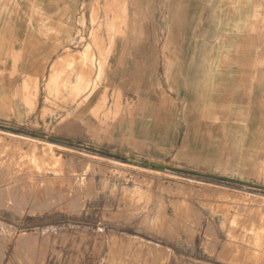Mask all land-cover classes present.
<instances>
[{
  "label": "rangeland",
  "instance_id": "rangeland-1",
  "mask_svg": "<svg viewBox=\"0 0 264 264\" xmlns=\"http://www.w3.org/2000/svg\"><path fill=\"white\" fill-rule=\"evenodd\" d=\"M108 4L103 15L99 3L89 12L84 5L79 8L74 31L32 32L27 29L32 16L21 13L20 0H0V42L11 44L0 45V70L6 67L19 74L28 52L32 61L43 62L41 78L24 79L29 87L35 82L38 100L20 95L12 100L2 98L13 120L1 121L19 127L0 126V264H168L170 250L159 246L161 243H169L177 253L184 246L197 247L200 264H207L204 259L211 264H264V190L158 170L143 163L149 154L141 145L135 154L123 158L104 149L100 130L106 133V125L122 120L130 130L135 124V129L147 135L151 117L163 118L164 112L154 109L147 92L122 96L116 89L110 90L102 108L94 112L95 119L87 120L93 121L96 136L85 137L86 118L77 110L79 102L102 83H118L107 73L115 70L118 40L130 39L143 53L148 50V15L119 14L121 0ZM132 22L134 28L128 25ZM226 33L222 32L224 41L231 38ZM255 33L264 39V31ZM31 35H39L38 45L21 46ZM86 45V51L80 53ZM70 54L78 56L71 59ZM213 96L210 91L209 110L216 106ZM21 97L28 108L25 117L16 111L21 101L13 100ZM110 106L114 109H106ZM71 122L79 124L76 142L59 135L68 131ZM5 131L64 147H57L55 159L34 150L31 142L21 141L19 150L9 145L11 137ZM243 161L237 166L242 177ZM120 164L122 171L117 172L115 165ZM262 171L264 163L258 168V180ZM20 233L30 235V244L19 252L15 246Z\"/></svg>",
  "mask_w": 264,
  "mask_h": 264
},
{
  "label": "crops",
  "instance_id": "crops-1",
  "mask_svg": "<svg viewBox=\"0 0 264 264\" xmlns=\"http://www.w3.org/2000/svg\"><path fill=\"white\" fill-rule=\"evenodd\" d=\"M95 3H99L101 15L108 12L109 0H20V7L22 14L26 11L32 16L27 28L32 32H71L77 29L75 16L79 8L84 5L89 12ZM118 8L119 14L148 15V50L143 53L134 43L130 44V39L118 40L115 70L107 72L118 83H102L84 97L88 99L83 108L77 109L82 114L84 110L91 113L82 115L86 118L85 137L96 136L98 130L94 131L93 121L87 120L95 119L94 112L102 108L112 90L122 96L147 92L154 109L164 112L163 118L151 117L147 135L142 129H135V124L130 130L122 120L106 125V133L100 130L106 151L123 158L128 153L135 154L141 145L149 154L145 165L264 190V171L261 180L257 178L258 168L264 163V39L255 33L264 31V0H121ZM128 25L134 28L135 22ZM112 26H117L115 21ZM222 32L231 38L224 42ZM25 39L28 43L22 42L21 46L32 47L38 45L39 35ZM87 45L80 53L86 51ZM128 48L132 49L128 52ZM29 56V52L24 56L19 74L6 67L0 70V126L19 127L1 121L13 120L3 105L4 98L20 95L33 102L38 100L35 82L29 87L24 79L41 78L43 62H34ZM77 56L68 55L71 59ZM210 91L216 102L211 110ZM22 97L13 100L17 103ZM16 111L25 117L28 108L21 101ZM77 125L71 122L68 131L59 135L76 142ZM241 160L243 177L237 170ZM159 246L170 250L168 264L201 262L197 247L184 246L177 253L169 243ZM204 260L211 264L209 259Z\"/></svg>",
  "mask_w": 264,
  "mask_h": 264
},
{
  "label": "bare ground",
  "instance_id": "bare-ground-1",
  "mask_svg": "<svg viewBox=\"0 0 264 264\" xmlns=\"http://www.w3.org/2000/svg\"><path fill=\"white\" fill-rule=\"evenodd\" d=\"M243 13L245 14V12L243 11ZM225 42V41H224ZM103 73V72H102ZM94 81V80H93ZM76 96V95H75ZM76 98V97H75ZM72 99V98H71ZM88 99V97L87 98H84L83 100H81V102H80V104H79V107H82V106H84V104H85V102H86V100ZM74 101V100H73ZM98 107V106H97ZM96 107V108H97ZM96 112V111H95ZM83 114L84 115H88L89 116V114H91L89 111H87V110H84L83 111ZM94 115H95V113H94ZM114 115V114H113ZM120 115V114H119ZM98 117H99V115H98ZM103 117V116H102ZM108 118V117H107ZM68 119V118H67ZM67 119H65V120H67ZM70 119V118H69ZM170 119V118H169ZM64 120V121H65ZM167 120V119H166ZM175 121V120H174ZM173 121V122H174ZM67 130V129H66ZM214 130V129H213ZM220 131V130H219ZM5 133H7L8 135H10V137H11V143L9 144V145H12L13 147H15V148H18L19 150H20V148H21V141H27V142H31V143H34V150H41L42 152H43V155L44 156H49V158H56V154H55V152L57 151V150H60V149H57V147L59 146H63V145H61V144H58V143H56V142H53V141H51V140H47V139H39V138H36V137H33V136H28V135H23V134H18V133H14V132H10V131H5ZM2 138V137H1ZM24 144V143H23ZM26 144V143H25ZM30 144V143H29ZM64 147V146H63ZM14 149V148H13ZM61 149H63V148H61ZM179 149V148H178ZM177 149V150H178ZM10 150V149H9ZM28 150V149H27ZM26 150V151H27ZM64 150V149H63ZM67 150V149H66ZM70 150V149H69ZM184 150V149H183ZM7 151V150H6ZM38 151V152H39ZM21 152V151H20ZM62 152V151H61ZM71 152V151H70ZM184 152V151H183ZM17 153V152H16ZM64 153V152H63ZM181 153V152H180ZM188 153V152H187ZM32 154V153H31ZM39 155H41L40 153H38ZM70 154V153H69ZM75 155V154H74ZM77 155V154H76ZM95 155V154H94ZM184 155V154H183ZM7 156V155H6ZM10 156V155H9ZM22 155H20V157H21ZM32 156V155H31ZM38 156V155H37ZM73 156V155H72ZM80 156V155H79ZM88 156H90V155H88ZM197 156V155H196ZM2 157V156H1ZM0 157V158H1ZM8 157V156H7ZM15 157V156H14ZM78 157V156H77ZM81 157H83V156H81ZM96 157V156H95ZM101 157V156H100ZM10 158V157H9ZM60 158V157H59ZM80 158V157H79ZM86 158H88V157H86ZM93 158V157H92ZM6 159V158H5ZM90 159H91V157H90ZM95 159H97V158H95ZM10 160V159H9ZM23 160V159H22ZM59 161H60V159H58ZM68 161H70L69 159H67ZM94 160V159H93ZM93 160H90V161H93ZM98 160V159H97ZM101 160H102V158H101ZM153 160V159H152ZM7 161V160H6ZM24 161V160H23ZM28 161H30L29 159H28ZM27 161V162H28ZM31 161H32V159H31ZM89 161V160H88ZM116 161V160H115ZM26 162V161H25ZM46 162V161H45ZM102 162V161H101ZM101 162H99L100 164H101ZM112 162V161H111ZM119 162H120V160H119ZM2 163V162H1ZM7 163V162H6ZM21 163V162H20ZM32 163V162H31ZM93 163V162H92ZM98 163V162H97ZM115 163V162H114ZM123 163V162H122ZM130 163V162H129ZM3 164V163H2ZM8 164V163H7ZM22 164V163H21ZM29 164V163H28ZM36 164V163H35ZM70 164V163H69ZM115 164H118V163H115ZM15 165V164H14ZM95 165V164H94ZM98 165V164H97ZM12 166V165H11ZM10 166V167H11ZM22 166V165H21ZM31 166V165H30ZM69 166V165H68ZM117 168H116V171H117V169H120V168H122L123 167V164L121 165H115ZM135 166V165H134ZM137 166V165H136ZM175 166V165H174ZM1 167V166H0ZM3 167V166H2ZM129 167V166H128ZM138 167V166H137ZM9 168V167H8ZM18 168V167H17ZM25 168V167H24ZM86 168V167H85ZM126 168V167H125ZM131 168V167H130ZM146 168V167H145ZM82 169V168H81ZM149 169V168H148ZM10 170H11V168H10ZM32 170V169H31ZM121 171H122V169H120ZM129 170V169H128ZM133 170V169H132ZM134 170H135V168H134ZM139 170V169H138ZM141 170V169H140ZM154 170V169H153ZM8 171V170H7ZM20 171V170H19ZM56 171V170H55ZM61 171V170H60ZM125 171H127V169L125 170ZM143 171H144V169H143ZM145 171H147V170H145ZM151 171V170H150ZM150 171H148V174H149V172ZM158 171V170H157ZM30 172V171H29ZM118 172V171H117ZM123 172H124V170H123ZM165 172V171H164ZM11 173V172H10ZM64 173V172H63ZM74 173V172H73ZM153 173V172H152ZM7 174V173H6ZM17 174V173H16ZM70 174V173H69ZM154 174V173H153ZM152 174V175H153ZM159 174V173H158ZM14 175V174H13ZM18 175V174H17ZM145 175V174H144ZM162 175H164L163 173H162ZM16 176V175H15ZM26 176V175H25ZM146 176H148V175H146ZM154 176V175H153ZM165 176H166V174H165ZM165 176H163V177H165ZM36 177V176H35ZM47 177V176H46ZM61 177V176H60ZM60 177H57V178H60ZM70 177V176H69ZM150 177V176H149ZM162 177V176H161ZM169 177V176H168ZM171 177H173V176H171ZM20 178H21V176H20ZM54 178V177H53ZM152 178V177H151ZM156 178H157V176H156ZM176 178V177H175ZM174 178V179H175ZM177 178H180V177H177ZM2 179V178H1ZM1 179H0V181H1ZM31 179H33V178H31ZM31 179H29V180H31ZM37 179V178H36ZM36 179L33 181V182H35L36 183ZM65 180H66V177L64 178ZM72 180H75V179H73V178H71ZM85 179V178H84ZM159 179V178H158ZM182 179V178H181ZM10 180V179H9ZM16 181H17V179H15ZM23 180V179H22ZM41 180V179H40ZM59 180V179H58ZM167 180V179H166ZM172 180V179H171ZM3 181V180H2ZM27 181V180H26ZM43 181V180H42ZM68 181V180H67ZM151 181V180H150ZM149 181V182H150ZM186 181V180H185ZM28 182V181H27ZM65 182V181H64ZM174 182H176V181H174ZM179 182H181V181H179ZM24 183V182H23ZM42 183V182H41ZM10 184V183H9ZM39 185V184H38ZM63 185H64V183H63ZM66 185V184H65ZM182 185V184H181ZM2 186V185H1ZM5 187H6V184L4 185ZM193 186V185H192ZM210 186V185H209ZM17 187V186H16ZM0 188H2V187H0ZM3 190V189H2ZM5 191V190H4ZM42 191V190H41ZM44 191V190H43ZM39 192V191H38ZM87 192H90V191H87ZM98 192V191H97ZM4 193V192H3ZM64 193V192H63ZM85 193V192H84ZM39 194V193H38ZM63 195V194H62ZM90 195V194H89ZM86 196V195H85ZM39 197V196H38ZM61 197V196H60ZM79 197V196H78ZM85 198V197H84ZM62 199H64V198H62ZM79 199V198H78ZM251 199V198H250ZM255 201H257V200H255ZM22 232H24V231H22ZM21 232V233H22ZM20 233V234H21ZM26 233V232H25ZM21 234V235H19V237H18V239H17V241H16V246L15 247H17V249L19 250V252H20V250H21V248L23 249L25 246H27V244H30V235H26V234ZM34 237V236H33ZM35 239H33V241H34ZM35 242H36V240H35ZM38 244V243H37ZM141 246V245H140ZM32 247V246H31ZM33 248V247H32ZM25 249V248H24ZM23 249V250H24ZM30 249V248H29ZM35 250V249H34ZM15 251H16V248H15ZM22 251V250H21ZM32 251V250H31ZM159 251V250H158ZM17 252V251H16ZM28 253H29V251H27ZM44 252V251H43ZM31 253V252H30ZM161 254V253H160ZM17 255H19V254H17ZM41 257V256H40ZM26 259V258H25ZM35 259V258H34Z\"/></svg>",
  "mask_w": 264,
  "mask_h": 264
},
{
  "label": "water",
  "instance_id": "water-1",
  "mask_svg": "<svg viewBox=\"0 0 264 264\" xmlns=\"http://www.w3.org/2000/svg\"><path fill=\"white\" fill-rule=\"evenodd\" d=\"M156 169H158V170H164V169L159 168V167H156ZM237 182L244 183V182H242V181H237Z\"/></svg>",
  "mask_w": 264,
  "mask_h": 264
}]
</instances>
